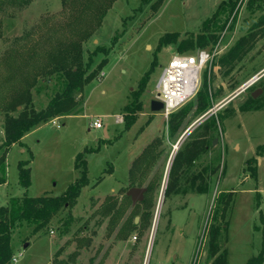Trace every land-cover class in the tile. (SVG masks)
<instances>
[{"label":"rangeland","instance_id":"rangeland-1","mask_svg":"<svg viewBox=\"0 0 264 264\" xmlns=\"http://www.w3.org/2000/svg\"><path fill=\"white\" fill-rule=\"evenodd\" d=\"M221 1L162 0L153 12V0L142 5L140 0L111 2L100 25L82 42L83 61L91 54L89 69L95 68L105 49L109 50L108 61L98 70L103 75L87 82L81 90L80 111L37 125L6 153L7 180L0 183V205L23 193L61 194L80 176L74 167L75 155L107 139L100 142L97 151L84 153L89 182L73 204L37 232L32 233L31 227L24 224L17 225L10 244L18 264H207L208 238L204 231L208 224L218 222L226 223L219 238L227 251V264H245L258 253L264 255V74L247 90L233 95L248 77L264 69V33L257 36L230 73L225 75L216 63L218 56L259 21L264 14V0L236 1L216 42L217 54L203 69L195 95L166 116L149 106L161 70L175 51L171 44L156 50L159 37L166 32H179L180 38L195 34ZM62 11L61 0H30L21 8L0 11V81L8 73L6 58L11 52L41 41L51 24L64 18ZM152 60L155 62L140 97L142 110L125 130L116 116H122L131 91ZM14 62L17 64V60ZM8 84L0 85V89L5 90ZM203 85L217 108L194 114L197 93ZM54 88L53 79L37 81L31 88L34 107L44 106ZM255 88L262 91L252 97ZM181 111L186 114L179 129L170 132V116ZM210 116L214 128L208 135V148L192 166L183 168L178 190L164 200L175 152L201 131ZM97 117L103 126L94 128L90 123ZM2 120L0 110V141ZM179 136L181 140L167 163ZM154 137L160 139L156 147L159 154L149 166L143 185L150 180L159 185L153 183L146 205L132 207L125 194L127 171ZM20 159L29 160L30 184L26 188L18 182ZM208 164L216 166L215 172L208 192L198 194L191 185L192 176ZM108 167L111 172L104 173ZM99 175L103 177L96 183ZM142 211L147 214L143 216Z\"/></svg>","mask_w":264,"mask_h":264},{"label":"trees","instance_id":"trees-1","mask_svg":"<svg viewBox=\"0 0 264 264\" xmlns=\"http://www.w3.org/2000/svg\"><path fill=\"white\" fill-rule=\"evenodd\" d=\"M30 0H0V11L9 7L21 8ZM113 0H61L63 13L61 21L51 24L48 30L40 38L41 41H33L28 47L17 49L11 52L6 58L8 73L1 79L0 85L9 83L5 90L0 89V110L3 114L2 127L3 136L0 141V183H5L6 177V153L8 149L22 136L31 131L41 123H46L54 117H61L65 114H76L80 111L81 90L90 80L101 77L98 70L108 61V50L105 49L102 58L95 68L89 69L91 54L87 61H83L82 42L100 25V20L110 7ZM148 0H140V5ZM162 0H153L150 3L151 11H155ZM237 0L221 1L211 15L205 18L200 29L195 34H188L179 37V32H166L159 37L156 50L163 45H174L175 51L186 52L196 48L211 50L216 44L221 30L224 28L229 14L233 11ZM224 5L223 7H221ZM140 9V8H138ZM222 16V18H221ZM126 20L124 18L123 22ZM257 29H253L257 27ZM122 33V32H121ZM264 33V14L259 21L240 35L227 51L218 56L216 63L224 69V74L230 73L236 62L240 61L247 53L258 35ZM96 52L98 50H95ZM15 57H17L15 59ZM17 60V64L14 62ZM151 61L146 73L139 80L137 87L131 91L128 102L123 106L122 123L124 129H129L135 121L138 113L142 110L140 97L144 92L146 82L149 78L151 68L154 65ZM215 63V64H216ZM55 80V88L49 96L46 104L35 108L32 102L31 88L35 87L37 81L45 83ZM203 90L198 91L194 114L202 113L213 106L209 98V90L203 85ZM20 106V108H17ZM186 112L173 113L168 120V130L173 132L179 129L181 119ZM214 128V121L210 116L203 122L200 132L190 140L186 141L174 154L168 170V176L164 187V200L170 192L178 190L179 178L183 174L184 167L193 165L200 153L208 147L209 133ZM180 133V132H179ZM177 134V133H176ZM179 135V134H177ZM177 135L175 137H177ZM178 139V138H174ZM176 141V140H175ZM100 142H107V139L98 140L96 147L85 148L75 155L74 167L79 172V177L69 182L59 195H38L29 196L23 193L22 196L10 197L7 202L0 205V264H10L13 255L10 244L15 228L22 224L31 227V232H37L45 227L50 219L62 209L73 204L81 193V189L89 182L87 175V163L84 153L97 151ZM211 142V140H210ZM160 139L153 140L135 156L132 160L127 174L129 185L144 188L143 196L131 206L148 203V194L152 191L153 183L148 181L145 185L147 170L153 161L158 158ZM29 160H18L17 177L19 184L26 188L30 184L28 166ZM216 166L208 164L201 172L193 175L191 185L198 194L208 192L211 175L215 172ZM110 173L111 168L103 170ZM103 173V172H102ZM103 177L99 175L98 180ZM198 178V179H197ZM130 199V197L126 194ZM131 200V199H130ZM132 203V202H131ZM143 216L147 211H142ZM125 224H127L125 222ZM129 225V224H127ZM226 227V223H210L205 228L207 234V264H227V251L222 247L219 234L220 230ZM133 229V228H131ZM264 255L258 253L247 260L245 264H261Z\"/></svg>","mask_w":264,"mask_h":264},{"label":"built area","instance_id":"built-area-1","mask_svg":"<svg viewBox=\"0 0 264 264\" xmlns=\"http://www.w3.org/2000/svg\"><path fill=\"white\" fill-rule=\"evenodd\" d=\"M216 43L212 50L206 48H196L191 51H174L167 63L163 66L161 74L156 83L155 99L163 105L160 110L164 116L168 115L181 106L187 99L197 92L201 73L206 66H209L213 57L217 54ZM102 74V72L100 73ZM103 75V74H102ZM258 74H253L239 85L233 95L247 90L258 79ZM117 121H122V116H116ZM57 125V124H55ZM90 125L94 128L102 127L101 119L98 117L92 120ZM58 126V125H57ZM10 264H18L17 256L12 255Z\"/></svg>","mask_w":264,"mask_h":264},{"label":"water","instance_id":"water-1","mask_svg":"<svg viewBox=\"0 0 264 264\" xmlns=\"http://www.w3.org/2000/svg\"><path fill=\"white\" fill-rule=\"evenodd\" d=\"M257 74L259 75L258 78L260 76H262L264 74V69L261 70L260 72H258ZM261 91L262 90L260 88H257V89H255V90H253L251 92V96L252 97H256ZM149 106L151 107L152 111H160L162 109V107H163L161 102L159 100L155 99V98H152L150 100V105ZM216 108H217V105H214L210 110L214 112V110ZM105 131L106 130H104V133H105ZM181 137L182 136H180L179 139L176 141V143L173 144L172 149H171V151L169 153V158H168V162L167 163H169V161L171 160V158L173 156L172 154H173L174 150L177 148L178 143L181 140ZM215 143H216V138L213 140L212 144L214 145ZM143 192H144V188L133 186V187H130V188L127 189L126 194L130 197L131 202L133 204L135 201L140 200L142 198ZM135 220H136V217H135ZM26 246H27V244L24 243V247H26Z\"/></svg>","mask_w":264,"mask_h":264},{"label":"crops","instance_id":"crops-1","mask_svg":"<svg viewBox=\"0 0 264 264\" xmlns=\"http://www.w3.org/2000/svg\"><path fill=\"white\" fill-rule=\"evenodd\" d=\"M104 130H106L105 127H104ZM179 137H180V136H179ZM179 137H178V138H179Z\"/></svg>","mask_w":264,"mask_h":264},{"label":"flooded vegetation","instance_id":"flooded-vegetation-1","mask_svg":"<svg viewBox=\"0 0 264 264\" xmlns=\"http://www.w3.org/2000/svg\"><path fill=\"white\" fill-rule=\"evenodd\" d=\"M255 89H257V88H255ZM255 89H253V90H255ZM253 90H252V91H253ZM252 91H251V92H252Z\"/></svg>","mask_w":264,"mask_h":264}]
</instances>
